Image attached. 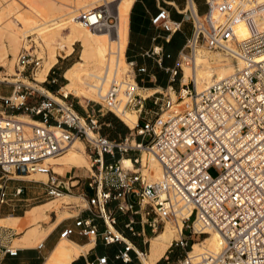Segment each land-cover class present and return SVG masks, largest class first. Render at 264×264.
<instances>
[{
    "label": "built area",
    "instance_id": "2783aa9c",
    "mask_svg": "<svg viewBox=\"0 0 264 264\" xmlns=\"http://www.w3.org/2000/svg\"><path fill=\"white\" fill-rule=\"evenodd\" d=\"M203 1L202 14L187 3L183 12L192 33L173 67H163L161 58L155 61L168 75V83L150 97L136 92V79L148 74L147 68L132 62L133 77L112 73L98 102L83 105L62 86L53 92L57 100L20 82L11 84L8 95H0V205H8L9 196L17 202L32 200L25 186L9 187L13 180L38 184L48 199L70 194L78 183L55 174L47 160L81 140L93 172L83 178L86 190L78 194L84 205L73 206L74 222L59 231L58 239L77 234L117 247L111 256H95L87 264H143L148 238L166 221L176 220L182 223L180 237L156 264H264V60L258 59L264 52V0ZM76 20L114 41L118 17L107 5L79 13ZM150 22L168 34L181 28L163 8ZM200 47L239 60L243 67L198 92L192 78L183 84L181 63L192 60ZM33 56L20 53V73L38 66ZM106 77H98V84ZM90 103L117 118L119 109L132 110L137 122L123 139H110L100 133ZM77 105L83 116L76 112ZM20 114L38 124L17 120ZM142 148L160 163V180L148 183L139 171L138 156L132 153ZM125 157L133 169L121 167ZM211 168L217 170L214 177ZM33 173H45L47 181L27 179ZM203 229L217 234L218 248L192 255L190 239L208 236ZM13 236L11 230L0 228V259L17 256ZM171 248L180 252L176 259L169 258Z\"/></svg>",
    "mask_w": 264,
    "mask_h": 264
},
{
    "label": "bare ground",
    "instance_id": "6f19581e",
    "mask_svg": "<svg viewBox=\"0 0 264 264\" xmlns=\"http://www.w3.org/2000/svg\"><path fill=\"white\" fill-rule=\"evenodd\" d=\"M133 1L134 0H96V2H91L88 8L85 9V12H87L102 7L103 5L112 7V9H110L118 17L117 34L112 42L108 41L106 35L94 33L76 19L68 22H66V19L59 20V18L38 19V21L35 22L38 23L37 25L32 23L31 27L28 29L15 31L12 29L11 24H18L24 12L22 11L23 13H19L17 6L14 5L12 0H0V68L6 69L11 73L13 62L17 60L18 63V57L16 55L19 52L21 41L22 46H24V39L35 35L43 44L41 46L38 44V46L45 49L46 52L45 56L40 58L41 62L35 67L36 70L33 81L38 84L43 83L46 81L49 71L57 63V57L69 56L72 52L73 45L79 43L81 48L79 60L68 67L63 74V78L66 81L64 89L80 100L97 99V101H100V96L105 91L108 78L112 73H114L116 77L127 76L129 79L132 78V69L131 71H124V67H131V64H128L124 59V51L126 47L128 13ZM20 2H22V0ZM35 5L37 6V4ZM191 6L195 9L193 4L189 1L188 7L191 8ZM42 12L45 13L44 9L41 8L39 13ZM14 13L16 16H12L9 20V15ZM43 16L44 15H42V17ZM63 30H67V34L64 37H62ZM23 51H26V49H23ZM39 55L41 54L39 53ZM258 59L264 60V52L259 55ZM183 62L184 64L182 63L181 65L183 71V84L187 83L188 78H192L198 92L204 87L211 86L216 82L226 79L240 71L243 67L239 60H233L221 52L208 51L203 47L197 49L192 60L186 59ZM18 73V75L21 76L20 71ZM103 75L107 76L106 81L103 80L101 84H98V77ZM18 82L25 84L19 79L9 84ZM33 88L41 90L47 96L59 100L48 91L42 90V88ZM139 91L140 89L137 86V94L144 98L147 97V94L139 93ZM172 99H175L173 95ZM116 115L128 128H134L137 122L136 112L127 109H119L116 111ZM15 118L32 125L38 124L37 121L29 119L23 114L17 115ZM133 145L136 144L134 143ZM85 151V143L81 140H75L68 146L62 155L48 159L47 163L50 165L49 167L53 172L59 174H62L63 170L68 168H83L92 173L91 165L88 161L89 155L87 156L88 153ZM140 153V156H138V162L140 163L139 168L141 169L140 172L142 171V175L144 174L143 177L146 175L147 177H145L149 181H147L145 177L144 179L148 183L160 180L162 177L160 163L146 148H142ZM121 162L132 165L130 160H122ZM47 177L45 173H33L29 175L27 179L45 183ZM16 178L22 179L23 177ZM72 185H74L73 180ZM73 199L74 198L69 194H63L60 197H56L55 200L32 207L24 213L23 217H0V228L9 229L14 233L15 237L12 238V244L14 241V243L18 245V249L34 247L37 241L43 240L52 229L63 220L69 218L70 215L66 214L65 211L56 213L55 220L46 228L40 226V220L47 218L49 213H54L59 205H68V201ZM21 226H27V228L22 229ZM181 227L182 223L180 220L174 222L166 221L162 231L148 240V252L142 259V263L156 264L165 255L171 243L180 237L179 232ZM203 232L209 235L200 242L193 243L190 254L195 255L203 250H217V234L209 229H203ZM91 239L94 238L91 237ZM77 248L78 247L69 239H59L56 247L46 257L44 264H71L74 260V254Z\"/></svg>",
    "mask_w": 264,
    "mask_h": 264
},
{
    "label": "rangeland",
    "instance_id": "374dc122",
    "mask_svg": "<svg viewBox=\"0 0 264 264\" xmlns=\"http://www.w3.org/2000/svg\"><path fill=\"white\" fill-rule=\"evenodd\" d=\"M20 1L21 0H19V1L18 0H12L14 5H16L18 8V12L19 13L24 12L22 17L20 18V21L18 24H11L12 29L15 31H22V30L28 29L31 27L32 23L37 25L38 23H35V22H37L38 19L39 20L40 19L45 20V19L59 18V20H65L66 19V22L71 21V20H75L79 13H85V9L88 8V6L91 4V2H96V0H22V2H20ZM16 2L19 4H17ZM35 4H37V6ZM19 5H21V6H19ZM42 5H43V7H42ZM41 8L44 9L45 13L44 12L39 13ZM109 8L112 9V7H109ZM39 15H40V17H42V15H44V16L42 18H40ZM12 16L15 17L16 14L15 13L10 14L9 20ZM188 25H189V27H192V25H190L189 23H188ZM66 34H67V30H63L62 31V37L66 36ZM38 44H40V46L43 45L42 42L40 41V39H38L35 35L27 37L23 41L24 46H22V41H21L19 52L16 56L18 57V55L23 51V49H26V51H28V53L30 55H34L33 57H37V59H39V63H40L41 62L40 58L45 56L46 50L43 49L42 47L38 46ZM80 49H81L80 44L75 43L72 47V52L69 56L57 57L58 63H56L54 66L58 67L59 69L55 70V74L51 75L49 78L46 77V81L43 82L42 84L41 83L38 84V83H35L33 81L36 68H34L32 66L29 69L26 67L25 70L21 73V76H19L18 72L22 70V67H21V65H19L17 63V60H15L13 62L14 64H13L11 73H9L6 69L0 68V82H1L0 83V95L1 96L8 95L12 89V85L9 83L15 81L16 79H19L20 81L24 82L26 85H29L32 87H37V88H42V90L48 91L51 95H53V90H56L59 86H62V89L64 91H66L64 89L66 82H65V79L63 78V74L68 67H70L73 63H75L79 60ZM39 53L41 55H39ZM17 57H16V59H17ZM124 59L126 62H130L129 59L126 60V58H125V51H124ZM182 63L184 64V62H182ZM182 63H181V65H182ZM124 69H125L124 71H126V70L131 71V67H124ZM132 77H133V74H132ZM141 77H144V76H141ZM52 79H56V82L52 83L51 82ZM138 87H141V85L138 84ZM49 89H51V91ZM154 89H156V88H154ZM66 93H68V92L66 91ZM139 93H142V92L139 91ZM154 93H155L154 91H152V92L149 91L148 93L145 92L144 94H147V97H148ZM68 94H70V93H68ZM156 97H160V95L156 94ZM69 99H72V98H69ZM87 101L98 102L97 99H93V100H80L79 99V102L83 105H85L87 103ZM146 104H148V103H146ZM77 108H80V107H78V105H77ZM90 108L93 109L95 111V115L98 116L99 122L101 124L100 133L102 135H105V136L109 137L110 139H123L124 136L129 134L130 128H128L119 118H117L116 116H113V115L111 117L110 116L111 114L104 113V110L98 111V110H100V106L96 103L95 104L90 103ZM90 108L89 107L87 108L88 112L91 111ZM154 110H156V109H154ZM14 114H18V113H14ZM99 115H103V116H99ZM113 117L118 119V121H120V123L122 125L119 126V124H117V122L115 121V119ZM105 124H109V125L106 126ZM84 148H85V146H84ZM139 154H141V153L138 151L132 153V155L134 157L140 156ZM87 156H88V154H87ZM88 158H89V156H88ZM124 160H127L126 157ZM88 161H89V164L91 165L90 160H88ZM121 166H122V168L133 169L132 165L128 164L126 162H121ZM67 170H69V169H67ZM67 170H63L62 174H59L56 172H54V173L57 175L63 176L64 175L63 173H65V171H67ZM140 170L141 169L139 168V171ZM91 171H92V169H91ZM80 172L84 176H87L91 173L90 171H88L86 169H80ZM209 174L214 177L217 175V170L215 168H211L209 170ZM146 177H145V179L147 180ZM147 181H149V180H147ZM83 182H84V179H81V183H83ZM8 185H9V187H16L18 185L25 186L28 189L27 198H31L32 200H30L28 202H17L16 198L9 196L8 198L11 201L7 202L8 205H0V210H1V212H0L1 216L0 217L1 218H6L12 214H13L12 216H15V217H23L24 212H26L30 208H32L36 205H40V204H43V203H46V202H49V201L56 199V198H54V199L46 198L44 195L41 194L40 186L38 184H34L33 182H22V181H18V180H13V181H9ZM77 187H78V185L76 187L72 188L71 193L69 194L71 197H74V198L77 197V199L75 198L71 201H68V203H67L68 205H59L54 213H49L47 218L40 220V226L41 227L46 228V227L50 226L52 224V222L55 220L56 213H61L64 211L66 214H69L70 217L63 220L61 223H59L58 226H56L54 228V229H56V231L54 233H57L64 226L70 225L71 223L74 222V219L71 218V217L76 215V211L73 209V206L74 205H80V206L84 205V203L81 202L80 199L78 198V194L82 191V188H84V190H86L84 185L82 188H80L79 191L76 190ZM34 198H36V199H34ZM87 214L88 213H86V214L83 213V215H87ZM119 220L121 221L122 218H120ZM120 225H121V222H120ZM21 228L25 229V228H27V226H21ZM161 231H159V232H161ZM188 234H189V232L187 230H185L184 235L187 236ZM14 237H15V235L13 236V238ZM152 237L153 236L148 238V240H150ZM205 237H203V236H192L190 241L191 242H197V241L202 240ZM41 242H42V240L37 241L35 243L34 247H37ZM12 246L15 248H18V245L15 244L14 241H13ZM148 247H149V241H148ZM148 247H146L147 252H148ZM171 250H172L171 254H168L169 258L170 259H176L180 254L179 250H177L175 248H171ZM135 264H137V263H135ZM159 264H162V261H160Z\"/></svg>",
    "mask_w": 264,
    "mask_h": 264
},
{
    "label": "crops",
    "instance_id": "0c3cea01",
    "mask_svg": "<svg viewBox=\"0 0 264 264\" xmlns=\"http://www.w3.org/2000/svg\"><path fill=\"white\" fill-rule=\"evenodd\" d=\"M189 1L192 2L198 14H202L205 12L206 7L203 0L133 1L128 13L127 20L125 58L126 60L127 58H129L130 61L137 67L145 66L147 68L148 74L140 75L136 79L137 83L141 85L139 89L142 93H147L148 91H154L155 93H157L166 87L168 83V75L156 66L155 61L158 58H161L162 65L165 68L173 67L175 65L179 51L183 47L186 39H188L192 33V27H189L188 25V23L191 25V22L186 12H183ZM160 8H163L168 12L170 20L181 23L180 31L168 34L162 30L156 29L151 24L150 19L158 13ZM167 36L168 39L166 41ZM154 48H157L159 52L158 50H154ZM127 63L130 64L129 62ZM58 69V67L54 66L49 71L47 78L55 74V70ZM76 112L81 116L84 115V112L81 108H76ZM68 169L69 170L66 169L67 171L63 173V177L75 179L73 180V184L75 185L76 183H78V187L76 188V190L79 191L80 188L83 187V185L85 186V182L81 183V179L86 177L80 172V169L83 168ZM82 189L84 190V188ZM71 225L72 223L67 226ZM52 230L42 240V242L40 243V248H38L40 244L37 247L23 249L21 248L19 249L17 256H6L1 258L0 264H44L46 257L51 251H53L59 241V231L57 233H54L56 229H54L53 231ZM69 240L79 248H77V250L75 251L74 260L71 264H87L92 262L95 256H111L117 248L116 246L104 247L97 240L94 241V239L91 238L88 240L86 238L78 236L77 234L72 235ZM110 264L120 263L110 262Z\"/></svg>",
    "mask_w": 264,
    "mask_h": 264
},
{
    "label": "trees",
    "instance_id": "16d2710c",
    "mask_svg": "<svg viewBox=\"0 0 264 264\" xmlns=\"http://www.w3.org/2000/svg\"><path fill=\"white\" fill-rule=\"evenodd\" d=\"M129 58H127V60H128ZM129 61H130V59H129ZM131 62V61H130ZM65 84V83H64ZM50 91H51V89H49ZM55 90H53V92H54ZM112 116V115H111ZM114 119H115V121L117 122V124H119V126L120 125H122L121 123H120V121H118V119H116L115 117H113Z\"/></svg>",
    "mask_w": 264,
    "mask_h": 264
},
{
    "label": "water",
    "instance_id": "95a60500",
    "mask_svg": "<svg viewBox=\"0 0 264 264\" xmlns=\"http://www.w3.org/2000/svg\"><path fill=\"white\" fill-rule=\"evenodd\" d=\"M130 198H131V200H134V199H133V196H131Z\"/></svg>",
    "mask_w": 264,
    "mask_h": 264
}]
</instances>
